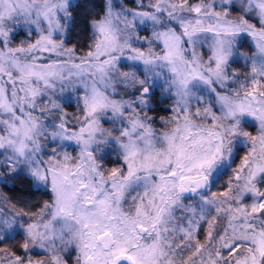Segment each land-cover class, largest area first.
<instances>
[{"label": "rangeland", "instance_id": "1", "mask_svg": "<svg viewBox=\"0 0 264 264\" xmlns=\"http://www.w3.org/2000/svg\"><path fill=\"white\" fill-rule=\"evenodd\" d=\"M76 1L0 0V181L22 171L52 193L23 228L25 254L2 252L0 264H264V0H105L80 54L66 45ZM244 35L253 55L238 48ZM236 56L247 75L229 69ZM121 65L177 86L159 133L111 97ZM69 90L77 117L57 96ZM238 145L246 155L221 193L235 208L226 230L216 170ZM200 176L208 195L178 201L184 179ZM2 202L0 237L23 218Z\"/></svg>", "mask_w": 264, "mask_h": 264}, {"label": "trees", "instance_id": "2", "mask_svg": "<svg viewBox=\"0 0 264 264\" xmlns=\"http://www.w3.org/2000/svg\"><path fill=\"white\" fill-rule=\"evenodd\" d=\"M182 1L195 2L197 0ZM125 2H130V0H125ZM105 6V0H77L70 8L71 17L70 25L67 28L66 45L70 46L73 51H76L77 54H80L89 48V45L94 37L92 22L101 18L105 12ZM238 16L242 17L244 15H240V13H238ZM249 39L250 38H245L244 35L241 38L238 48L240 50L247 51L249 55H253L255 50L253 49V45ZM207 41L209 43V39H207ZM187 43L188 40L185 39L184 46ZM146 44V48L148 50L150 48H154V50L162 49V44L159 42V39H149V42ZM244 44L246 48L242 47ZM186 51L185 53L188 54V51ZM230 59L231 65L229 69L232 68L233 70L239 72L240 77L249 73L248 67L241 66L240 57H230ZM157 63L161 64L160 62ZM153 68H156V66H153ZM109 76L111 78L110 83L114 85L115 89H113V94H111V97L118 101V104H121V106L130 104L131 108L134 109L133 119L138 118L140 120L146 121L155 132L162 131L163 121L172 115L177 106L174 96L179 93V90L177 89V86H175V88L173 84L170 83L171 76L167 77L165 81L163 79L158 80L156 77H153L152 75L150 76L149 73H132L131 67H126L124 65H121L117 71L110 72ZM6 87L7 96L10 100H12V94L10 93L11 90L8 89L7 84ZM144 87L151 88L152 94L143 95L141 90ZM202 92H204V90L202 91L200 89V91L197 92V96H203L204 94H202ZM57 96L61 101H63V106L67 109V111L71 112L74 117H77L78 105L75 103V101L70 99V97H72V90H69L66 94L64 92L63 96ZM197 102H199V100H197ZM74 117L71 116L73 120L75 119ZM67 119L68 117L66 116V120ZM254 127V123H249L245 129L247 131H253L252 133H254V131H256ZM178 131H180V128H178L177 132ZM157 136L160 135H156V137ZM244 149L245 147L243 145L236 146L235 156L232 158V160L229 162L226 158L223 162H219V166L217 167V170H219H216L218 174L215 181L221 184H217L218 188L214 189V191L219 193L218 200H223L224 202L218 201L219 204L214 206L215 208L217 207L216 210L221 213L222 216L219 218L222 217V219H224V224H222V226L223 229L225 228L226 230L229 228V224H227V222L230 218V214H234L235 208L232 207L233 203H227L228 201L224 195H227L225 192L230 191L232 183L236 181L234 172L241 164L242 158H244L246 155ZM104 159H106L105 156ZM109 160L110 159L107 160V165H110ZM102 161L103 160L100 161L101 164H103ZM223 163L228 167H224V165H222ZM105 164L106 163H104V166ZM0 193L3 195L2 203L5 207H8L13 211H19L23 214V218H19V223L14 226L15 228H13V226L10 228L5 227L4 236L0 237V253L4 252L10 254V256L19 257L25 254L24 246L27 243V237L23 231V228L27 225V222L29 221L28 218H32L34 215H39V213L44 209L45 205H47L52 200V193L47 183L46 185L40 182L38 183L32 176L22 171H17L16 173L11 172L4 175V179L0 181ZM221 193H224V195H221ZM205 194L208 195L207 190L199 191L197 194L191 196L183 194L184 197L182 199L180 198L178 201H183L181 203L189 205L192 202H197L194 200L195 196L204 197ZM169 198H172V196L170 195ZM137 200L139 202V198ZM165 200L167 201V199ZM212 206L213 204L211 205V208ZM179 219L180 215H178V217L175 216L173 221L171 220L173 223V228L176 230ZM197 225L199 226V231L197 236L193 235V238L198 240L201 234H205L208 230L207 220ZM155 226L157 227V225H154V228ZM162 238L167 237L163 236ZM160 242L165 241L162 239ZM178 251H181L180 254L178 253V255H176L179 260L180 256L184 255L183 252L186 251V249H178ZM218 251L223 252L225 250L219 249ZM177 257L173 256V259H177ZM163 258L164 256L161 254L159 259L163 260ZM202 260L204 259L202 258ZM205 260L208 261L210 258H206Z\"/></svg>", "mask_w": 264, "mask_h": 264}, {"label": "water", "instance_id": "3", "mask_svg": "<svg viewBox=\"0 0 264 264\" xmlns=\"http://www.w3.org/2000/svg\"><path fill=\"white\" fill-rule=\"evenodd\" d=\"M151 89L149 87H144L142 89L143 95H150ZM182 186L185 188L192 187V190L194 191H204L208 186V181L205 176H200L197 178H187L183 181ZM104 239L107 240V244H110L111 238L108 234L104 235ZM117 264H128V261L126 258H121Z\"/></svg>", "mask_w": 264, "mask_h": 264}, {"label": "flooded vegetation", "instance_id": "4", "mask_svg": "<svg viewBox=\"0 0 264 264\" xmlns=\"http://www.w3.org/2000/svg\"><path fill=\"white\" fill-rule=\"evenodd\" d=\"M20 25V24H19ZM151 89V88H150ZM141 93H142V90H141ZM152 94V89H151V93H150V95ZM197 178V177H196ZM187 179V178H186ZM190 179H193V178H190ZM185 180V179H184ZM208 181V180H207ZM207 188H208V186H207ZM206 188V189H207ZM205 189V190H206ZM199 191H194V190H192V187H189V188H185V187H181V191H180V193L181 194H190L191 193V195H195V194H197ZM212 261V260H211ZM210 260H208L207 262H211ZM213 261H215L216 262V264H224V262L223 261H220V260H218V259H215V260H213ZM231 263V262H230ZM229 263V264H230ZM194 264H199V262H197V260H195V263ZM227 264V263H226Z\"/></svg>", "mask_w": 264, "mask_h": 264}]
</instances>
